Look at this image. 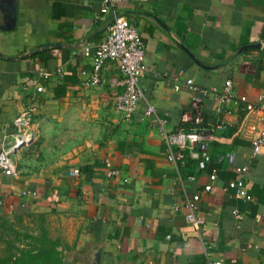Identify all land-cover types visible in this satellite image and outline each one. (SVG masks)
<instances>
[{
	"label": "crops",
	"instance_id": "obj_1",
	"mask_svg": "<svg viewBox=\"0 0 264 264\" xmlns=\"http://www.w3.org/2000/svg\"><path fill=\"white\" fill-rule=\"evenodd\" d=\"M113 11L139 34V85L166 133L194 115L211 125L225 81L235 98H264V0H127ZM98 15L99 0H0V149L13 118L33 109L31 139L10 155L13 174L0 173V213L45 220L63 264H264V153L251 159L230 127L213 131L203 170L193 154L181 170L168 162L144 103L127 120L113 110V64L99 86H81L91 65L81 50L107 34ZM242 166L249 201L224 190ZM187 200L197 227L186 220Z\"/></svg>",
	"mask_w": 264,
	"mask_h": 264
},
{
	"label": "built area",
	"instance_id": "obj_2",
	"mask_svg": "<svg viewBox=\"0 0 264 264\" xmlns=\"http://www.w3.org/2000/svg\"><path fill=\"white\" fill-rule=\"evenodd\" d=\"M127 0H99V15L101 21L111 15L117 4ZM114 14V13H113ZM106 37L91 52L89 48H82L84 57L90 56L91 65L89 72H80L84 77L81 86L84 88L96 87L101 84V70L105 64H113L118 72L116 87L118 92L112 98L111 106L124 120L138 108L140 103H144L142 116L147 120L148 125L156 126L167 146L166 160L172 164L179 163L183 154H193L196 168L203 170L209 162L210 157L207 148V141L211 138L213 131L223 132L233 127L232 136L246 140L251 146L250 158L264 153V98L258 96L255 102H247L244 97L235 98L231 92V84L225 81L222 89L215 97L213 107V121L211 125L202 126L201 117L194 115L190 118V126L186 129H178L175 132L166 133L163 125L165 118L160 117L154 107L146 102L143 90L139 85V79L146 71L144 63V47L135 27L128 24L121 15L115 14L106 26ZM187 89H192L190 81H185ZM177 89V87H175ZM36 93L42 92L40 87L35 88ZM237 107L238 121L232 126L225 117L232 114L231 107ZM33 109H25L18 113L12 120L13 134L11 140L0 149V173L4 176L13 174V165L10 155L13 151L30 141V122L32 120ZM107 175H115L116 172L109 168ZM73 174H77L75 170ZM246 167L236 169L235 178L229 181L224 190H230L234 198L245 201L250 200L244 188V176ZM215 175L211 174L209 180L213 181ZM210 185L204 187L207 191ZM23 205V204H21ZM188 211L186 220L195 227L202 224V221L193 215L194 205L190 201L185 202ZM235 214V212H233ZM236 215V214H235ZM264 222V220H263ZM206 264H220L215 261H208Z\"/></svg>",
	"mask_w": 264,
	"mask_h": 264
},
{
	"label": "trees",
	"instance_id": "obj_3",
	"mask_svg": "<svg viewBox=\"0 0 264 264\" xmlns=\"http://www.w3.org/2000/svg\"><path fill=\"white\" fill-rule=\"evenodd\" d=\"M186 161L193 159L184 153L178 169ZM10 222L0 213V243L4 246L0 264H63L59 242L51 239L45 228L40 226L32 233L16 229Z\"/></svg>",
	"mask_w": 264,
	"mask_h": 264
},
{
	"label": "rangeland",
	"instance_id": "obj_4",
	"mask_svg": "<svg viewBox=\"0 0 264 264\" xmlns=\"http://www.w3.org/2000/svg\"><path fill=\"white\" fill-rule=\"evenodd\" d=\"M13 221H9L14 228L19 229V230H25L28 232L35 233L38 227L42 226L43 228L46 229L48 236L50 237V234L47 230V227L45 226V220L42 218H36L34 217L33 219L24 218V219H12ZM4 251V246L2 243H0V255Z\"/></svg>",
	"mask_w": 264,
	"mask_h": 264
},
{
	"label": "water",
	"instance_id": "obj_5",
	"mask_svg": "<svg viewBox=\"0 0 264 264\" xmlns=\"http://www.w3.org/2000/svg\"><path fill=\"white\" fill-rule=\"evenodd\" d=\"M114 15H115V14H111V15H109V16L105 19L104 27H103V28H106V26H107V25L109 24V22L112 20V18H113ZM48 46L57 47V46H59V45H57V44H48V45H46L45 47H48ZM251 47H253V45L243 46V47L239 48V49L236 51V54L239 53L240 51L246 49V48H251Z\"/></svg>",
	"mask_w": 264,
	"mask_h": 264
}]
</instances>
